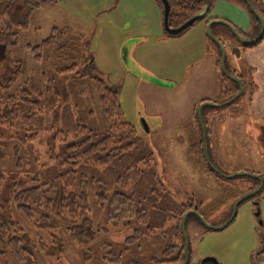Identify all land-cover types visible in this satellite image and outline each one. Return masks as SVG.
<instances>
[{
    "label": "rangeland",
    "instance_id": "1",
    "mask_svg": "<svg viewBox=\"0 0 264 264\" xmlns=\"http://www.w3.org/2000/svg\"><path fill=\"white\" fill-rule=\"evenodd\" d=\"M211 3L206 16L178 33L165 26L162 0H56L35 9L27 28L15 27L19 38L13 55L25 63L28 77L45 73L57 79L68 96L46 111L47 130L31 144L21 141L20 127L8 132L0 126V172L20 178L33 175L38 170L34 154L43 150L41 137L46 147L58 128L73 131L82 120L90 128L105 129L92 77L98 75L119 91L124 117L152 148L162 179L178 202L194 197L205 210L230 192L208 215L212 227L195 217L189 220L191 263L214 264L204 261L212 257L221 264H264V104L261 114L256 109V95L264 90V38L245 49V42L259 35L246 0ZM183 17L173 14L170 19L178 25ZM212 17L216 22L211 34L207 20ZM233 25L252 38L241 37ZM53 27H68L84 38L86 61L93 60L94 69L90 62H80L83 76L61 78L56 71L59 60L34 59L29 46L41 43ZM223 52L225 68L218 63ZM258 61L260 68L255 67ZM6 73V62L0 61V78ZM251 82L262 89L251 93ZM240 199L235 219L215 229L232 216ZM12 214L33 238L55 249L41 253L36 264L147 262V251L132 246L120 260L114 259L125 249L127 237L137 232L135 225L105 223L99 214L109 231L88 246L63 241L62 253L60 246L53 247L62 243L59 230L39 235L33 220L18 211Z\"/></svg>",
    "mask_w": 264,
    "mask_h": 264
},
{
    "label": "trees",
    "instance_id": "2",
    "mask_svg": "<svg viewBox=\"0 0 264 264\" xmlns=\"http://www.w3.org/2000/svg\"><path fill=\"white\" fill-rule=\"evenodd\" d=\"M249 1L254 8L258 34L264 22V0ZM55 2L0 0V61L6 62L8 68L7 75L0 78V126L8 132L20 127L23 133L20 139L26 145L39 139L41 132L47 130L46 111L58 107L68 94L66 88L63 92L57 79L45 73L35 78L27 76L25 63L12 52L19 38L15 27L27 28L35 9ZM168 3L169 25L173 28L206 8L209 11L212 4L211 0H168ZM173 14L184 16L178 25L170 19ZM234 27L241 37L252 38ZM253 45L245 42L244 47ZM86 46L84 38L68 27H53L47 38L29 48L37 61L59 60L57 74L67 78L84 75L79 69L80 62H90L94 69V61H86ZM221 62L220 59L218 63L221 65ZM234 75L240 77L236 72ZM92 77L106 117L105 129L90 128L82 120L73 131L58 128L54 141L46 147L41 137L43 150L34 154L32 161L38 170L33 175L20 178L0 172V264H36L41 253L55 251L41 238H33L14 219L13 211L33 220L39 235L59 230L62 243L53 247L60 246L62 253L63 241L88 246L96 242L102 231H109V226L103 224L123 223L127 227L135 225L137 232L127 237L125 249L114 259L120 260L132 246V249L147 251L146 264H180L186 257V238L182 229L184 215L197 210L208 221V215L230 193L220 195L205 206V210L201 209L203 203L194 197L187 202H178L162 179L152 148L136 126L124 117L117 88L98 75ZM251 87L253 93L257 86L251 82ZM236 88L238 92L241 86L238 84ZM200 150L204 155V150ZM257 186L258 183L251 191ZM92 209L95 211L89 213ZM99 214L105 223L101 222ZM192 217L203 224L191 212L186 227ZM54 238L58 244L57 236ZM188 264H192L190 257Z\"/></svg>",
    "mask_w": 264,
    "mask_h": 264
},
{
    "label": "water",
    "instance_id": "3",
    "mask_svg": "<svg viewBox=\"0 0 264 264\" xmlns=\"http://www.w3.org/2000/svg\"><path fill=\"white\" fill-rule=\"evenodd\" d=\"M248 3L250 2L249 0H246ZM163 4H164V22H165V26L166 28L168 29L169 32L171 33H178V32H181L182 30H184L186 27L192 25L193 23H195L197 20L203 18L207 12H208V8H206L205 10H203L201 13L193 16L192 18H190L189 20H187L186 22H184L182 25H180L179 27H170L169 25V16H170V5L168 3V0H162ZM250 4V3H249ZM252 10L254 11V8L251 6ZM216 22L215 20H212L211 22H209L208 24V31L209 33L212 34L211 32V26L212 24ZM234 30H236V28L233 27ZM237 31V30H236ZM237 33L240 35V33L237 31ZM241 36V35H240ZM264 37V22L262 21V26H261V30L259 32V35L252 39V40H248L246 41L247 43H250V44H254L256 43L257 41H259L261 38ZM222 66L223 68H225V54L223 52V57H222ZM239 82H240V79L237 77L236 78ZM200 114V112H199ZM242 174H246L245 173H242ZM245 198V197H244ZM242 198V199H244ZM240 199L235 207H234V210H233V214L232 216L222 225H220L219 227H214L215 229H222L224 228L226 225H228L230 222H232L235 217H236V213H237V205L239 204V202L242 200ZM193 212L195 213L199 218L200 220L206 225V226H209V227H212L209 222L197 211V210H192V211H189L187 212L184 217H183V220H182V229H183V232H184V235H185V238H186V257H185V260L180 263V264H188L189 262V243H188V234H187V230H186V222H187V219H188V216L190 215V213ZM204 261H212L214 262V264H221L220 262H218L215 258H212V257H207Z\"/></svg>",
    "mask_w": 264,
    "mask_h": 264
},
{
    "label": "crops",
    "instance_id": "4",
    "mask_svg": "<svg viewBox=\"0 0 264 264\" xmlns=\"http://www.w3.org/2000/svg\"><path fill=\"white\" fill-rule=\"evenodd\" d=\"M238 3H239V1H238ZM213 18V17H212ZM264 49V48H263ZM259 51H261L260 49L258 50V52H257V54H259ZM264 51V50H263ZM261 62L262 61H258V62H256V66L255 67H257V68H260V66H261ZM252 69H254V67H252ZM256 85H258V83L256 84ZM261 88L259 85L257 86V88ZM262 89V88H261ZM259 90V89H258ZM264 90H262V91H260L259 93H257V95H256V100L259 102V105H257V103H256V109H257V111L261 114V110H262V108H263V104H264V92H263ZM263 112H264V109H263Z\"/></svg>",
    "mask_w": 264,
    "mask_h": 264
},
{
    "label": "flooded vegetation",
    "instance_id": "5",
    "mask_svg": "<svg viewBox=\"0 0 264 264\" xmlns=\"http://www.w3.org/2000/svg\"><path fill=\"white\" fill-rule=\"evenodd\" d=\"M185 254H186V252H185ZM189 257H190V255H189Z\"/></svg>",
    "mask_w": 264,
    "mask_h": 264
}]
</instances>
